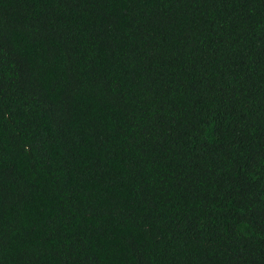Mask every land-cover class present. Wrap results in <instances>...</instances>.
<instances>
[{
  "label": "trees",
  "instance_id": "16d2710c",
  "mask_svg": "<svg viewBox=\"0 0 264 264\" xmlns=\"http://www.w3.org/2000/svg\"><path fill=\"white\" fill-rule=\"evenodd\" d=\"M0 264H264V0H0Z\"/></svg>",
  "mask_w": 264,
  "mask_h": 264
}]
</instances>
